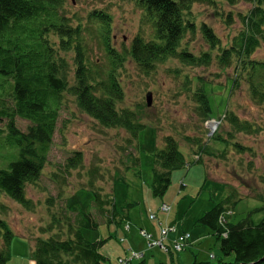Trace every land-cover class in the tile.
Returning a JSON list of instances; mask_svg holds the SVG:
<instances>
[{"label":"rangeland","instance_id":"obj_1","mask_svg":"<svg viewBox=\"0 0 264 264\" xmlns=\"http://www.w3.org/2000/svg\"><path fill=\"white\" fill-rule=\"evenodd\" d=\"M253 4L250 0L195 2L187 19L194 28L185 31L179 47L196 56L208 52L209 60L189 65L170 56L155 62L154 67L146 71L128 54L134 37L141 36L146 41L154 38L152 22L136 0L64 1L62 11L70 23L74 26L80 22L83 26L89 64L103 72L110 63L102 40L103 30L89 14L95 10L109 14L110 43L125 56L116 69L123 92L122 99L116 102L117 109L133 111L135 119L145 125L134 137L123 126L99 123L77 105L74 95L68 91L61 93L48 161L38 183L26 186L25 193L32 206L27 209L8 196L2 197L8 209L1 216L14 231L8 264H35L30 240L34 245L37 237L49 236L42 228L49 226L52 213L62 216L66 210L71 218L74 217L75 213L66 209L67 202L76 211L89 212L98 222L94 228L83 227L82 234L91 241L107 238L106 252L110 254V261L116 262L118 254H122L118 239L123 236L118 237L115 232L116 221H107L97 210L93 189L100 192L101 198L111 200L113 196L120 216L126 212L133 227H148L158 234V222H165L167 218L168 225L176 224L190 233L191 242L178 252L172 247L165 250L150 246L137 232L133 249L144 251L147 264H191L193 260L216 261L222 257L220 242L211 228L198 222L201 215L223 198L233 195L238 201L229 220L235 222L264 201V99L252 93L249 65L244 68L235 56L223 64L219 56L221 49L230 48L240 36L244 28L242 17ZM203 23L219 38L214 48L202 33ZM50 38L57 39L54 34ZM60 52L68 60V82L72 85L75 52ZM250 59L264 62V41ZM254 76L256 83L264 79V69L260 68ZM3 78L1 75L0 82ZM9 83L12 81L3 83L1 93L10 91ZM148 92L152 94L150 106L146 102ZM203 98L208 101L207 116L200 107ZM229 113L251 123L254 130L250 133L235 130L226 118ZM15 119L17 126L25 131L29 120L18 116ZM4 134L0 137L1 167L14 158L5 147ZM167 135L173 136L179 144L185 164L170 172L166 191L155 195L151 188L154 153L165 147ZM186 136L206 144L208 153L200 152L198 144L192 139L188 141ZM77 152L81 153V163L75 168H66L68 158ZM198 154L201 160L196 161ZM49 196L53 197L52 204L47 202ZM162 203L170 204L172 209L168 213L162 211L159 208ZM111 205H106L109 213ZM151 213L156 215L154 220L149 218ZM263 217L264 211L251 214L255 223ZM171 234L174 232L170 231L167 239ZM166 245L171 246V243L166 240ZM127 248L126 252L131 249ZM231 258L232 255L226 256V259ZM110 261L106 259L103 264H111Z\"/></svg>","mask_w":264,"mask_h":264},{"label":"trees","instance_id":"obj_2","mask_svg":"<svg viewBox=\"0 0 264 264\" xmlns=\"http://www.w3.org/2000/svg\"><path fill=\"white\" fill-rule=\"evenodd\" d=\"M64 1L0 0V76H4L0 87L4 82L12 81L8 85L10 91L4 92L6 94L0 92V137L5 133V147L14 157L7 166H0V264H8L9 247L14 236L12 227L1 216L8 209L2 197L8 196L27 209L32 206L31 199L25 193L26 186L38 183L43 166L48 161L63 91L74 95L77 105L103 125L123 126L134 137L145 125L135 119L133 111L117 109L116 102L122 99L123 92L116 69L123 63L125 56H121L110 43L109 14L103 10L89 14L103 30L102 40L110 61L108 69L103 72L89 64L83 26L80 22L74 26L70 23L69 17L62 11ZM201 1L215 2L136 0L152 22L154 38L146 41L141 36L134 37L128 54L146 71H150L155 62L170 56L189 65L208 61V52L196 56L179 47L185 31L194 28L193 23L187 20L191 8L195 2ZM250 1L254 4L242 17L244 28L240 36L230 48L221 49L219 56L223 64L229 63L235 56L244 68L249 65L252 93L256 98L264 99V79L254 82V73L257 74L260 68L264 69V62L257 63L250 59L261 41H264V0ZM201 30L209 46H217L219 38L212 29L203 23ZM51 34L57 39L52 41ZM60 51L75 52V81L72 85L68 82V60ZM6 97L10 100L7 101ZM203 100L200 107L207 116L208 101L205 98ZM16 116L29 120L25 131L17 126ZM226 118L237 131L250 133L254 130L251 123L237 119L232 113ZM186 139L198 144L200 152L208 153L206 144L198 138L186 136ZM154 155L151 188L157 195L166 191L170 172L184 166L185 156L171 135L165 136V147L156 150ZM81 160V153L77 152L68 158L65 167L75 168ZM198 160H201V156ZM89 185H92L91 182ZM93 190L95 206L107 221L115 222L118 217H128L126 212L120 216L113 196L111 200L101 198L100 192ZM52 200L53 197L49 196L47 202L52 204ZM237 201L233 195H228L198 220L211 228L219 240L222 257L216 261L193 260L191 264H264V217L257 223L251 218L252 213L264 211V201L263 205L251 209L243 219L231 222L229 215ZM108 203H112L110 213L106 207ZM66 205L68 211L75 213L74 217L71 218L66 210L62 216L52 213L49 226L42 228V232L49 236L37 237L35 240L32 251L35 264H103L107 257L100 249L107 238L91 241L82 234L83 227L94 228L98 222L89 212L76 211L68 202ZM230 255L232 258L226 259Z\"/></svg>","mask_w":264,"mask_h":264},{"label":"built area","instance_id":"obj_3","mask_svg":"<svg viewBox=\"0 0 264 264\" xmlns=\"http://www.w3.org/2000/svg\"><path fill=\"white\" fill-rule=\"evenodd\" d=\"M162 211L169 212L172 208L170 204L162 203L159 207ZM150 219H155L156 215L151 213L149 214ZM166 221H159V236L154 237L152 232L147 231L143 228H138V231L140 234L146 239V241L149 242L150 245L160 247L162 249L167 250L168 246L166 245V240L171 243V247L175 250L180 252L183 248H185L190 243V233L182 231L178 228V226L175 225H168L167 224V218H165ZM130 222H126L124 229L130 228ZM174 232V237L167 239V236L169 232ZM143 256V252H136L132 249H129L127 252V255L125 256H119L117 258L116 264H139L136 263V260L140 259ZM211 257L213 255H210Z\"/></svg>","mask_w":264,"mask_h":264},{"label":"crops","instance_id":"obj_4","mask_svg":"<svg viewBox=\"0 0 264 264\" xmlns=\"http://www.w3.org/2000/svg\"><path fill=\"white\" fill-rule=\"evenodd\" d=\"M118 219H120L119 217H118ZM118 219H115V221H116V225H115V232H116V234L118 235V237L120 236V235H122L123 236V239L121 240L120 238L118 239L119 241L118 242H120L121 243V252H122V254L120 253V254H118V256H121V255H123V254H126L127 255V247H129V248H131L132 250H134L133 248V245H135L136 243L134 242L135 241V237H136V235L138 234V233H140L139 231H138V228H143V229H145V230H147V231H150V232H152L153 233V236L155 235L156 237H158L159 236V233L157 234V233H154V231H152V230H149L148 229V227L147 228H144V227H142V226H139V225H136V226H130V228H128V229H124V224H125V222H126V220H128L129 219V216L128 217H126V219H120V220H118ZM131 222V221H130ZM156 227V226H155ZM178 228H179V226H178ZM180 229V228H179ZM181 230V229H180ZM159 231V230H158ZM138 232V233H137ZM135 235V236H134ZM154 236V237H155ZM174 236V234H171L170 235V237H169V239L170 238H172ZM191 236V235H190ZM143 237V236H142ZM144 238V237H143ZM100 239H103V238H100ZM145 239V238H144ZM146 240V239H145ZM190 240V239H189ZM123 241V242H122ZM30 242H31V245H30V247H31V251H33V249H34V245L32 244V241L30 240ZM190 242H191V240H190ZM105 244H106V242H105ZM103 245L102 247H101V249H100V252L102 253V254H104L105 255V257H107V259L110 261V254L109 253H107L106 252V248H105V246L106 245ZM141 252V251H140ZM143 253H144V251H142ZM109 256V257H108ZM215 256V255H214ZM116 262H117V259H116ZM116 262L113 260V262H111L110 261V263L111 264H116ZM138 263H140V264H147L146 263V261H145V253H144V256L140 259V261L138 262Z\"/></svg>","mask_w":264,"mask_h":264},{"label":"water","instance_id":"obj_5","mask_svg":"<svg viewBox=\"0 0 264 264\" xmlns=\"http://www.w3.org/2000/svg\"><path fill=\"white\" fill-rule=\"evenodd\" d=\"M151 98H152V94L151 92H148L146 95V102L149 106L152 105Z\"/></svg>","mask_w":264,"mask_h":264},{"label":"bare ground","instance_id":"obj_6","mask_svg":"<svg viewBox=\"0 0 264 264\" xmlns=\"http://www.w3.org/2000/svg\"><path fill=\"white\" fill-rule=\"evenodd\" d=\"M212 124V123H211Z\"/></svg>","mask_w":264,"mask_h":264}]
</instances>
